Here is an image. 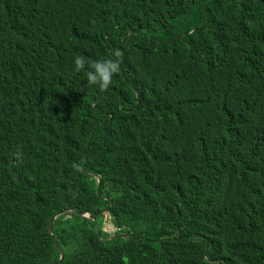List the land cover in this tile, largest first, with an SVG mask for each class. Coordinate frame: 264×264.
<instances>
[{"label": "trees", "instance_id": "obj_1", "mask_svg": "<svg viewBox=\"0 0 264 264\" xmlns=\"http://www.w3.org/2000/svg\"><path fill=\"white\" fill-rule=\"evenodd\" d=\"M263 9L0 0V264L57 261L54 240L55 264H264ZM117 50L106 90L73 71ZM67 208L120 230L67 213L51 235Z\"/></svg>", "mask_w": 264, "mask_h": 264}, {"label": "clouds", "instance_id": "obj_2", "mask_svg": "<svg viewBox=\"0 0 264 264\" xmlns=\"http://www.w3.org/2000/svg\"><path fill=\"white\" fill-rule=\"evenodd\" d=\"M120 55H121L120 51L117 50L114 53H112V57L114 58L88 59L84 54L77 53L72 57V68L74 72L81 74L82 77L85 79L86 81L85 86H93L103 91L110 87V85L113 83L114 76L120 70V62L118 59ZM186 77L187 76H179L178 79L175 81L174 86L181 84ZM247 87H249L253 91L264 93L263 80H255L249 83ZM71 126L73 127V129L77 134H83L85 132V130H83L78 124H71ZM97 182L99 184V180H97ZM83 212H87V211H83ZM94 217H96V226L97 224H100L102 230L107 232L109 236L115 235V233L120 230V228L115 225L113 218L111 217V215L108 213L107 210H104L101 216L99 215ZM97 230H98V226H97ZM96 234L99 235V231Z\"/></svg>", "mask_w": 264, "mask_h": 264}, {"label": "water", "instance_id": "obj_3", "mask_svg": "<svg viewBox=\"0 0 264 264\" xmlns=\"http://www.w3.org/2000/svg\"><path fill=\"white\" fill-rule=\"evenodd\" d=\"M97 187H99L98 182H97ZM65 213H74V214H77V215H80V216L88 217L90 220H92V221L95 223V231H96V233H98L97 226H96V217L92 216V215H91L90 213H88V212H83V213H81V212H79V211H75V210H73V209H69V208H68V209H64L63 211H57V212L52 216V218H51V220H50L49 227H48V232H49L50 234H52V225H53L54 220H55L58 216H60L61 214H65ZM113 237H114V236H109V237L106 238V239H110V238H113ZM54 242H55V246H56V248H57V250H58V252H59V258H58L57 261H61V260L63 259V251H62V249L60 248V246H59V244L57 243V241L54 240ZM57 261L51 262L50 264H55Z\"/></svg>", "mask_w": 264, "mask_h": 264}, {"label": "rangeland", "instance_id": "obj_4", "mask_svg": "<svg viewBox=\"0 0 264 264\" xmlns=\"http://www.w3.org/2000/svg\"><path fill=\"white\" fill-rule=\"evenodd\" d=\"M255 21H256V25L254 26L255 31L258 33V35L264 36V9L258 13ZM65 214H61V215H65Z\"/></svg>", "mask_w": 264, "mask_h": 264}]
</instances>
